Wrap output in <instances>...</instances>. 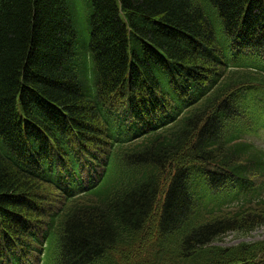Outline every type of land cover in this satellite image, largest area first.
Wrapping results in <instances>:
<instances>
[{"label": "trees", "instance_id": "16d2710c", "mask_svg": "<svg viewBox=\"0 0 264 264\" xmlns=\"http://www.w3.org/2000/svg\"><path fill=\"white\" fill-rule=\"evenodd\" d=\"M74 2L0 0V264H264V0Z\"/></svg>", "mask_w": 264, "mask_h": 264}, {"label": "rangeland", "instance_id": "374dc122", "mask_svg": "<svg viewBox=\"0 0 264 264\" xmlns=\"http://www.w3.org/2000/svg\"><path fill=\"white\" fill-rule=\"evenodd\" d=\"M74 4L76 6V14L79 22V26L81 29V33L85 37H89V30H88V13L89 11H85L84 8L85 6L83 5L84 2L83 0H74ZM86 9V8H85ZM255 140L261 142V139L259 138H254ZM149 233V232H148ZM150 234V233H149ZM238 235H230L225 239V244H232L235 242L240 241V239L243 240H258L264 238V227H260L254 232H252L249 236L244 237V238H236ZM138 260L136 259L134 263H137Z\"/></svg>", "mask_w": 264, "mask_h": 264}]
</instances>
